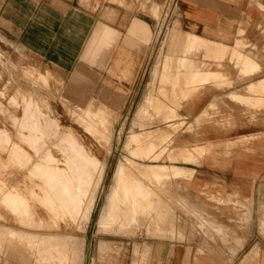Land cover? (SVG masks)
<instances>
[{"label":"crops","instance_id":"0c3cea01","mask_svg":"<svg viewBox=\"0 0 264 264\" xmlns=\"http://www.w3.org/2000/svg\"><path fill=\"white\" fill-rule=\"evenodd\" d=\"M97 1L98 3H96ZM142 1H145L144 8L136 0L134 4L124 0L125 6L110 0H0V51L2 52V59H7L5 53L9 54L11 49H17L26 56L27 62L35 68L31 71L46 76L49 73L52 75L49 80L50 85L54 86V83H59L66 85L70 90H83L84 93L78 95V100L89 98V95L92 94L94 99H99L113 111L122 114L125 110L123 108L132 100L133 92L139 81L144 89H149L152 81V76L150 78L148 75L149 73L152 74L153 71H147L145 63L148 62L149 44L157 35L159 21L153 16H157L158 4L162 7L164 0ZM87 2L96 5L94 9L87 7ZM152 3L158 4L152 6L150 12L149 8ZM261 4H264V1ZM263 10L258 7V2L256 3L254 0H179V11L175 19L177 26L171 28L168 52L173 51L174 47L180 44L184 53L187 35H191L195 38L217 43L221 47L220 53L212 49L204 51L198 47L193 48L191 54L188 55L193 69L199 65L193 57L194 54L201 53L208 58L215 59V61L221 59V64L224 58L230 54L238 59L243 66L248 67L247 70L253 75L242 76L239 69L227 60V65L222 70L230 76L232 85L222 89H217L208 84L204 87H202L203 85L197 87L188 81L187 69L179 65L184 54L176 58L175 66L172 64L173 55L168 52L163 54L161 60L155 63L154 71L159 65L164 68H182V70L162 74L160 84L165 85L173 82L170 87L177 89L178 78L184 77L188 84L186 89L195 86L199 90L192 95L193 98L191 97L180 107L178 110L180 116L177 119L162 124L165 126L166 123L184 120L182 128L188 124L192 125V128L186 129L188 131L179 132L178 130L173 136L171 145L176 146L177 153H174L170 158L183 157L186 159L184 154L188 153L190 154L189 159H196L198 156H204V159L200 164L187 162L181 166L176 165L181 164L180 161H176V164H161L174 166L184 171L183 175H178L172 179L177 177L181 179L183 176L182 179L185 180L192 176L195 186L205 195L207 192L204 186L214 184L222 186L224 192L217 191L212 194L220 193L222 196H226L228 200L236 201L242 205L244 212L242 213V210L237 211L240 212V216L247 218L246 221H249L250 228L246 237L241 235L245 238L243 241H240L243 239L240 235H235V242L240 244L237 247L229 246V257L223 256V253L218 251V244L216 243L218 242L220 246H223L228 242L206 241L205 246L194 248L190 243L192 239L184 232V229H190V227L179 226L177 235L179 234L180 238L176 237V233L173 237L165 236L172 240L167 256L168 261L166 262L163 258V252H152L151 256L146 259L148 260L147 264H170L171 259L173 260L172 264H231L232 257L241 250H244L243 256L239 258L237 264H264V108L248 106L229 97L230 92H235L237 98L242 99L245 103L254 105L255 102H264L263 94L246 93V90L249 92L264 90V65H262V70L257 73V70L261 69L260 64L254 60L255 58L253 59L254 63H248L245 59L247 55L238 46L241 40H245L249 44L253 43L247 38V32L252 37L253 29H260L257 21H259ZM101 25L113 28L118 34L110 40L108 48L103 49L98 56L94 55L91 64L84 59L89 56L93 47L90 36L93 34L95 37L97 32L100 35ZM244 26L246 27L244 28ZM240 27L246 30L247 40L241 39L240 34L243 30ZM249 48L253 49V46L248 45L247 49ZM132 63L134 66H129ZM258 67L260 68L257 69ZM194 71L215 75L216 79L208 80L213 83L229 84L231 82L225 75L218 74L213 70L195 69ZM255 72L256 74H254ZM145 73H148V77L143 82ZM139 74L141 78H138ZM172 95V97L169 95L168 103L158 101V104H169L171 99L173 104L177 105V96ZM154 98L155 96L152 95L147 98V101ZM156 99L160 100L159 98ZM212 101H215L216 107L209 109L210 115L196 124L195 119L204 109L209 108ZM141 115L145 116L144 113ZM171 116L175 117V113ZM215 122H219V129ZM174 128L176 127L172 128V126L166 125L163 130L156 129L152 132L158 131L156 134L157 142H161V137L166 134L169 135ZM204 129H206V136H208L207 140L203 143H195L194 139L201 137V131ZM207 142H214L213 146L210 147ZM233 144L235 145L232 146ZM216 145L221 146V148L214 149ZM226 146L228 147L226 148ZM156 147L157 145L151 146L150 150L147 148L146 152L149 153ZM205 149H210L209 152L211 153L208 155L199 153ZM144 150L142 147V152ZM162 162L168 161L163 159ZM184 180L181 181L191 192L189 184H185ZM0 182H3V186L0 183V193L4 195L1 199L0 194V220L8 224L3 226L0 224V264H58L57 259L41 258L35 249H30L26 243L20 242L17 237L6 235V229L13 232H29L28 230L15 229L13 226H18L20 221L31 226L30 219L27 217V210H22V207L27 206L28 201L31 200V189L27 190V193L23 191L21 193L15 187L17 188L15 191L18 192L16 193L14 188L11 189L1 179ZM4 185L8 187L6 188L9 189L8 192L11 191L10 193L4 191ZM3 188L4 190H2ZM33 191L37 192L36 190ZM11 194L12 196L17 195L12 197ZM40 196L42 197L43 194ZM35 202L36 208L32 220L43 219L45 227L35 226L40 232L29 233L54 234L52 228L46 227L47 224L50 225V216L45 214V206L37 205L38 201ZM6 205H9L10 209ZM14 212L17 215L20 213V215L16 216ZM210 225L211 229H215L211 233H217L220 236L229 233L228 226L222 222L210 223ZM61 227L62 225L58 229ZM99 240L97 249L99 253H102L108 248V245L106 241ZM184 240L186 242H180ZM176 243H183L184 245ZM83 244L80 245L81 248H76L81 256L80 261L76 264L85 263L89 242L86 244L85 255ZM6 250L7 252H4ZM69 250L72 249L69 248ZM138 254H140V249L135 245L133 255L137 256ZM100 256L99 258H102ZM142 261L143 258L140 262L142 263ZM132 262L138 263L137 259H132ZM65 264H71V262H65ZM92 264L105 263H96L93 260Z\"/></svg>","mask_w":264,"mask_h":264},{"label":"rangeland","instance_id":"374dc122","mask_svg":"<svg viewBox=\"0 0 264 264\" xmlns=\"http://www.w3.org/2000/svg\"><path fill=\"white\" fill-rule=\"evenodd\" d=\"M110 1L125 6V4L123 3L124 0H110ZM127 1L131 2L132 4L135 3V0H127ZM136 1L141 4V7L143 8L145 7V1L142 0H136ZM263 1L264 0H254V2L256 3L258 2V7H260L261 9H264V4H261ZM96 3H98V1ZM86 4L88 5L87 7H89L90 9H94V7L96 6V5H91L90 2H87ZM155 4L158 3L151 4L149 8L150 12L152 6H154ZM153 18L157 19L158 21H160L161 19L160 4H158V14L156 17L153 16ZM176 18H177L176 15L172 16L171 19H169L166 22V24L162 27L161 31L157 32L156 37L149 44L148 47L149 51L147 58L148 62H146L145 65H147V71L150 70L151 72L152 70L153 72L152 74L149 73V75L148 73H145L143 75V82L146 81L145 80L146 77L150 76L151 78L152 76V81L151 84L149 85V89L147 88L144 89V86L141 85L139 81L138 86H136L133 92L132 100L129 101L128 104L123 108L125 110H123L122 114L120 112L113 111L107 104L103 103L99 99L96 98L98 101L94 99L95 97L93 98L92 94L89 95V98L86 97L85 99H79V100L77 99L78 100L77 101L76 98L80 93L81 94L84 93L83 90H75V89L70 90L66 87V85L64 86L63 84H59V83L57 84L54 83V86L50 85L49 80L52 78V75L50 73L47 75V79H48L47 81L41 80V81L33 82L30 73H34L31 70H34L35 68L32 67L30 63L27 62L26 60L27 58H25L26 56L22 52H19L17 49L16 50L14 49L15 51L11 49L9 54L5 53L7 59H2V54H1L2 52L0 51V179L1 181H4L9 187H11V189L17 186V188L23 191L24 193L27 192L28 188L31 189L32 187L33 188L31 190H36L38 193H41L43 195L45 193H42L43 192L42 189L43 190L45 189L46 191L50 190L49 192H47L50 199L51 197H53L54 200H57L56 204L60 205L61 203L60 198H56V196H58L56 195L57 191L54 192L51 189L53 186L54 179L49 178L51 177V175L49 173H46L44 170H46L47 168L49 170L50 167H57V165L58 167L59 166L63 167V163H65V161L67 162V158L68 161L73 160L74 156L71 155L72 152L69 154L66 147H64L63 145H61V147L63 149L65 148L66 150H62L63 151L62 152L57 147V146L60 147V144L58 142H57L58 144L55 143L56 140L54 141V139L56 138L52 136L53 134L51 132H48L47 128H45L47 131L44 129L46 124L48 123L50 124L49 121L50 119H48L49 117L57 118L58 122L62 125V128L64 129L67 127L72 128L73 131H75L79 144H81L82 148H85L89 153L94 154L96 158L101 162V166H102L101 177L99 178V180L95 185V192H94L95 195L93 194V197L95 198L89 196V198L87 197L86 199L87 205H89L88 218L87 220L82 222L83 224L81 223L80 226L82 228L76 227L74 224L71 223L69 218L66 217L65 221L61 223L62 225L61 229L54 230V233H58L59 235L72 234L80 238L83 237L82 239H84L83 240L84 255L86 251V244L87 242H89L88 253L87 256L85 255L84 264H92L93 260L96 263H105V264H132V263L147 264L148 260L146 259L151 256L152 252L153 253L163 252V258L166 260V262L168 261L167 256L171 244L170 241H172L170 240L171 238L168 239L169 237H162L160 235H157L152 231V229H148L147 223L142 227H140L139 229H134V233L132 228L129 229L128 231H126L123 228H118L117 223H113V225L109 227L110 229H101V230L98 229L99 220H100L99 217L101 216L102 209L105 203L106 196L109 192L110 185L113 183V174H114L113 172L119 161L121 162L124 161V163L129 164L127 162H129L128 160H130L138 163L140 166L143 165L149 166L152 164V165L163 166L169 169L174 166H168L166 164H161V163L176 164V161H180L181 164H176V165L181 166L187 162L200 164L202 159H204V156L201 157L196 156L197 157L196 159H189L190 154L188 153L184 154L186 159H184L183 157H176L172 159L170 158L174 153H177L176 146L174 147L173 145H171L173 142V136L176 134L178 130L179 132H181L182 130L188 131L186 129L192 128L191 124H188L185 128H182L184 125V120L177 121L176 123H169V124L166 123V125H170V127L172 126V128L173 127L176 128L173 129V132L170 131L169 135L166 134L162 136L161 142H157L156 134L158 131L152 132V130H156V129L163 130L164 127L166 126V125L165 126L162 125L163 122L177 119L180 116L178 110L185 102L189 101L191 98L190 97L189 99H185L187 97H184L185 96L184 94H186L187 96V94L189 93V91L186 89L188 85L187 79H185L184 77L178 78L177 89H172L170 86H172L173 82L169 84L167 83L165 85L160 84L161 75L168 74L169 72H176L178 70H182V68H185L187 70L189 69L190 71L187 73V78L188 81L191 82L193 85L197 87L203 85L202 87H204L205 85L208 84L213 87H216L217 89H222L224 87L232 85V80L230 79V76L222 70L227 65L226 63L227 60L232 63L231 65H234L237 69H239L240 74L242 76L253 75L251 74L250 71L247 70L248 67L243 66L238 61V59L232 57L230 54L229 56L224 58L222 64L220 63L221 59L215 61V59L208 58L201 53L194 54L193 57L195 58V61L199 65L193 69L191 66L190 59L188 58V55L191 54V50L193 48L198 47L204 51L212 49L213 51L216 50L218 51V53H220L221 47L219 44L208 42L201 38L189 39L188 37L187 38L188 40L186 39L185 42L184 53H183V48L180 44L176 45L173 51L168 52V42L170 40V35L172 31L171 28L177 26V22L175 20ZM257 22H258L257 24H259L260 29H253V31L251 32L252 37L247 32V38H249L253 43L249 44L247 41L241 40L238 46L239 49L247 55L245 56V59L248 63H254L255 60L260 64L261 69H259L260 67L257 68L259 70L256 69L257 73H259L262 70V65H264V10L262 11V15L259 17V21ZM245 27L246 26H244V28ZM240 28H242L243 30L242 33L240 34V36H242L241 39L243 38L246 39L245 36L246 30L243 27ZM98 33L99 32H97L95 37L93 36V34L90 36V39L93 43V47L89 52V56L85 57L84 59L91 64L93 63L94 55L98 56L103 49L108 48L111 42L110 40L112 38H115L118 34L116 30H114L113 28L107 25H101L100 39H99L100 35H98ZM253 37H255V39H253ZM248 45L253 46V49L252 48L247 49ZM167 52L173 55L174 57L172 61L173 65L176 63V58L184 54V57L180 60V64H179L180 67L182 68H176V67L164 68L163 66L159 65L157 69L154 71L153 67L155 63L159 62L161 60V56L163 54H166ZM1 65L3 66L1 67ZM129 66L132 67L134 66V64L132 63ZM195 69L202 71L213 70L218 74L225 75L226 78H228L231 82L229 84L213 83L212 81H208V80H211L210 78L216 79L215 75L199 73L197 71H194ZM254 74H256V72ZM140 76L141 75L139 74L138 78H141ZM156 83L158 84L156 85ZM158 85L159 88L157 89ZM197 87H194L196 93L199 92ZM64 91L65 93L67 92L70 95L71 94L73 95V96L71 95L72 100H70V103L68 105H66V102H64L63 99L60 98L62 92ZM246 93L249 94L259 93L264 95V90H261V92H249V90L248 91L246 90ZM172 94L177 96L178 99L177 105L172 104L171 99L169 104H165V105H162L161 103L158 104V101L160 102L165 101L166 103H168L169 100L167 99L169 98V95L172 97L173 96ZM152 95L155 96V98L153 100L147 101V98H149ZM229 97L235 101H238L248 106L264 108V102H259V103L255 102L254 105L245 103L244 101H242V99L237 98L235 92H230ZM156 98H159L160 100H157ZM26 99L28 100L39 99L38 103L41 108V111L46 113V118L44 120L41 117L38 118L39 120L37 122L41 124L39 126L38 123L36 124L38 128L34 123L36 122L35 120H37V118L34 116H31L29 118L30 119L29 123L31 122L30 123L31 125L34 123L33 124L34 126L32 125L33 128H37L36 131L35 129L32 130L31 128V130L34 131L33 133L31 132L30 129L27 130L29 126L27 120H26L27 121L26 124L28 126L27 128H24L26 126L24 127L19 126V121L17 124V120L14 118V117L21 118L23 116V109L27 102ZM73 99H75L74 100L75 102L73 101ZM84 100L85 101L88 100L92 102L91 103L92 109L95 112H97L99 116H106L108 118L109 127H110L109 134L108 131L99 129L100 134L103 131L104 132L102 133L103 135L101 134L102 137H97L98 135L95 132H93V130L92 131L88 130V128L85 126L80 116L74 115L75 112L74 106L76 105L84 106L85 105L84 103H86ZM45 101L48 102V105L43 104V102ZM144 101H146V109L143 112L145 116H142L141 114L140 115L136 114V110ZM215 107H216V103L215 101H212L209 104V108L204 109L203 112L195 119V123L199 124L202 119L208 117V115H210L209 109H214ZM174 113H175V117L171 116ZM43 115H44L43 117H45L44 113ZM158 115L159 117L157 118ZM32 117L34 118L32 119ZM44 121H46V123H44ZM215 124L218 125L217 127L219 129V122H215ZM21 127L24 130H22ZM40 127L42 128V130H40ZM25 129L27 131H25ZM38 130L41 133L43 132L44 137L41 136L42 134L41 135L39 134ZM44 132H46V134ZM134 134L138 135L139 140L136 143H133L132 146L130 145L128 147L127 141L129 139V136ZM206 134H207L206 129H204L203 131H201V137L194 139V142L195 143L205 142L208 138ZM26 136H29V138L32 140L31 141L28 140V137ZM23 137L25 139H23ZM38 138H42V141L41 139ZM49 138L56 145H53L54 143L50 142ZM34 139L36 140L35 143H34ZM43 141H44V145H46L47 148L49 147L48 149L44 145H43L44 147L42 148L41 144ZM36 142H38L39 144H37ZM213 143L214 142L212 143L207 142V144H209L210 147L213 146L212 145ZM40 145H41V150H39L40 147H38ZM156 145L157 147L153 151L149 153L146 152L148 149L150 150L151 146H156ZM234 145L235 144H233L232 146ZM228 146H226V148ZM17 147L19 149H17ZM36 147L39 152L35 151ZM142 147H144L145 149L144 152H142ZM217 148L220 149L221 146L216 145L214 147V149ZM43 149L45 150L47 149L46 151L51 149L50 153L52 152L54 154L53 156L52 153L51 154L49 153V156L50 155L51 156L46 157L47 160L48 158L51 159L52 157L53 159V157H56V159H58V161L60 162L51 160V162L49 163L47 160H45L46 158L43 157L47 156L46 153H48L49 151L46 152L44 150L46 152L45 153L44 151H42ZM209 151L211 150L205 149V151L203 152L199 151V153L200 154L205 153L206 155H208L211 153ZM40 152L41 154H44L43 157L42 155H40ZM67 152L69 155L66 154ZM63 153L65 155H63ZM36 154H38L39 155L38 157H41V159L38 157L36 158L37 156ZM139 154L140 156H138ZM70 156L71 157L73 156V158H71ZM20 159L22 161H20ZM163 159L167 160L168 162H162ZM35 164L36 167L38 166L37 168H40L39 170L42 175H40L39 171L37 172L38 169L35 170L36 168V167L34 168ZM37 164H41L43 167ZM30 166L33 168H31ZM29 167L31 168L32 173L30 172ZM42 168L45 169H43L42 171ZM34 171H36L35 172L36 174L34 173ZM45 173L46 175H43ZM183 174L184 171L179 169V173H176L175 175L169 174L168 176H161V177L158 176V178L156 179L150 176L149 174H147L146 176L145 174H142L140 179L142 184L150 188L157 197L161 198V200H165L170 203V205L173 207V210H175V212L179 216L177 221L178 223H180L181 221L180 223L181 227L184 226L190 227V229H184V232L188 237L192 239L190 243L194 248L199 246H205L207 244L206 241H217V240L225 241L228 242V244L223 246H220L219 243L216 242L218 244L217 245L218 251L223 253V256L230 257L229 246L237 247L240 244L235 242L234 240L235 235L236 234L240 235V237L243 238L240 241H243L245 239L243 236L245 237L247 236L248 229L250 228L249 221H246L247 218L242 215L240 216V212L237 211V210H242L243 213L244 207L238 204L236 201L228 200L226 196H222L220 193L217 195L212 194V193H216L217 191L224 192V188L218 184L204 186L205 191L207 192L205 195L202 193L200 189H198L195 186L194 179L192 176L186 178L185 180L182 179L183 176L181 177V179H178V177L176 179H172L173 177ZM36 175L39 176L38 180L36 179L38 177ZM40 176L42 178L45 177V180H43L44 178L42 179ZM6 177L7 180L5 181ZM46 177H48L49 179L47 180ZM40 180L43 181L40 182ZM50 180H51L50 184L52 186L50 184L47 185ZM181 180H184L185 184H189L191 188V192L186 188V186ZM33 184H36V187ZM64 184L62 183L61 185L64 186ZM39 186L42 187L39 188ZM52 193L54 194V196ZM33 201L29 200L28 206L31 209V212H33L34 214L36 208V202L34 201L33 203ZM148 201H151L150 198ZM6 206H8L7 207L8 209H10L9 205ZM14 214L18 216L15 212ZM144 218L145 217H143V219ZM218 222H222L228 226L229 233L226 234L225 236H220L217 233H211V231H215V229L214 228L211 229L210 223L216 224ZM9 223L13 224L11 222ZM19 223L20 224H18V226H13V228L19 230H28L29 232H40L38 229H36L34 225L29 226L23 223V221H20ZM0 224H2V226L8 225L6 224V222H2L1 220H0ZM171 230L173 233H178V229H171ZM99 239L106 241L108 245V248H106L102 253H99L97 249V242ZM174 240H180V239H174ZM185 240H189V239H185ZM185 240L180 242H186ZM209 243L210 242H208V244ZM152 244H154V246H152ZM176 244L184 245L183 243H176ZM135 245H137L140 249V254H138L137 256L133 255V249ZM213 245L215 244L213 243ZM152 247L154 249L153 251H152ZM4 252H7V250ZM243 252L244 250H241L239 253L237 251L236 254L231 259V264H237L239 258L243 256ZM100 255L102 256V258H99ZM141 258H143L142 263L140 262ZM132 259L134 260L137 259L138 263L132 262ZM172 262L173 260L171 259L170 264H172Z\"/></svg>","mask_w":264,"mask_h":264},{"label":"bare ground","instance_id":"6f19581e","mask_svg":"<svg viewBox=\"0 0 264 264\" xmlns=\"http://www.w3.org/2000/svg\"><path fill=\"white\" fill-rule=\"evenodd\" d=\"M188 37H189V39L195 38L194 36H191V35H187V38ZM187 71L190 72L189 69ZM30 76L33 79V82L34 81L35 82L41 81V80H45V81L48 80L47 76L44 74H41V73H30ZM210 79H212V78H210ZM194 87H192L193 89L192 88L191 89L188 88L189 90L187 89L189 91V93L187 94V96H186V94H184L185 95L184 97H187L185 99H189L190 97H192L193 94L196 93ZM27 93H26V95H27ZM71 95L67 92L65 93V91H64V92H62L60 98H62L63 101L66 102V105H68L70 103V100H72L71 98L73 95L72 96ZM180 96H182V95H180ZM27 98H29V97H27ZM77 99L78 98H76V100ZM26 100H27V102H26V105L23 109V116L21 118L20 117H14V118L17 120V124L19 121V126H23V127L26 126L24 128H27V126L29 125L27 130H29V129L31 130V128H32V130L35 129V131H36L38 126L41 125L40 123L37 122L39 120L38 118L41 117L44 120L46 118V113L41 111V108H40L39 103H38L39 99H36V100L26 99ZM74 100L75 99H73V101ZM88 100H91V99H88ZM88 100L87 101L84 100L86 102V103L83 102L85 104L84 106H77V105L74 106V109H75L74 115L80 116L83 123L88 128V130H91V131L93 130V132H95L98 135L97 137H102V135H103L102 133L104 131L101 133L102 134L101 135L100 130L108 131V134H109L110 133V127H109L108 118L106 116H99L97 114V112H95L92 109V104H91L92 102L88 101ZM171 103L173 104L172 101H171ZM43 104L48 105V102L45 101V102H43ZM47 109H49V108H47ZM145 109H146V101H144L143 104H141L138 107V109L136 110V114H138V115L142 114L145 111ZM43 113L45 114V117H43L44 116ZM31 116H34L37 118V120H35L36 122H34L35 125L38 123V126L36 125L37 128H33L34 123L32 124L33 126L30 124L31 122L29 123V121H30L29 118ZM34 117H32V119ZM48 119H50L49 120L50 124L49 123L46 124L47 127L44 124V126H45L44 129L47 128L48 132H51L53 134L52 136L56 138V139L53 138L54 141L56 140L55 141L56 144L59 143L60 147H61V145L66 147L69 154L72 152L71 155L74 156V159L68 161V158H67V162L65 161V163H63V167H60V166L58 167V165H57V167H50L49 166L50 167L49 170L47 167H45L47 169L44 170L46 173H49L51 175V177H49V178L54 179L53 180V186L50 184L51 182H49V183L47 182L48 184L47 183L46 184L47 185L50 184L52 186L51 189L54 192L57 191L58 194L56 193V195H58V196H56V198H60V202H61L60 205L56 204L57 200H54L53 197H51V199H50V197L47 193L50 190L46 191L44 189L45 190V192H44V190L42 189L43 192L42 191L41 192L45 193L42 197L40 196L41 194L39 195L37 192H34L33 190H31L30 199L32 201L33 200L38 201L37 205L42 204L43 207L45 206L44 208L46 210L45 209H43V210L46 211V213H45L46 215L50 216V225L47 224L46 225L47 228L49 227V228H52V230H58V228H60V226H61V223L63 221H65L66 217H68L69 220L71 221V223L74 224L76 227L82 228L80 226L81 223L83 221L87 220V218H88V210H89L88 206L89 205H87L86 199H87V197L89 198V196L93 197V194L95 192V185H96L97 181L99 180V178L101 177V172H102L101 171V168H102L101 162L96 158V156L94 154H91L85 148H82L81 144H79V141L77 139L75 131H73L72 128H69V127L65 128V129L62 128V125L58 122L57 118L49 117ZM26 120L29 123L28 125L26 124V122H27ZM40 120H42V119H40ZM44 123H46V121H44ZM30 125H31V127H30ZM22 130H24V129L22 128ZM27 130L25 129V131H27ZM32 130H31V132L33 133L34 131H32ZM40 130H42L41 127H40ZM38 132L40 135L42 134L41 136L44 137L43 132L41 133L39 130H38ZM44 133L46 134V132H44ZM31 135H30V138H31ZM26 137H28V140H30V141L32 140L29 138V136H26ZM42 138H38V139H41V141H42ZM23 139H25V138L23 137ZM138 140H139V138H138L137 134L130 135L129 139L127 141V146L128 147L130 145L132 146V144L136 143ZM35 141L36 140L34 139V143H35ZM44 141L41 144L42 148L44 146L46 147V145H44ZM38 142H36V143L39 144L40 142L39 143ZM50 142L54 143L53 141H51V139H50ZM55 143L53 145H56ZM30 144H31V142H30ZM41 145L38 146V147H40L39 150H41ZM13 147H14V145H13ZM57 147L61 151L66 150L65 148L63 149L61 147L62 148L61 149L59 146H57ZM17 149H19V148L17 147ZM44 150L45 149H43L42 151H44ZM50 150L51 149L48 150L49 152L46 151L48 153H46L44 151L47 154V156H44V154H41V152H40V155H42V157L44 156L43 158L50 157L51 156V155L49 156ZM35 151H38L37 147L35 148ZM44 152H42V153H44ZM64 152H66V151H64ZM68 152L66 154H68ZM36 155H37L36 156V158H37L39 155L38 154H36ZM63 155H65V154L63 153ZM53 156H54V154H53ZM73 156L72 157L70 156V157L73 158ZM138 156H140V154ZM38 158L41 159V157H38ZM49 159L50 158H48V160H47V158H46L45 160H47L49 163L51 162V160H54L56 162H60V161H58V159H56V157H53V159L51 157V159L50 160ZM18 160H19V157H18ZM20 161H22V160L20 159ZM128 161L129 162H127V163H129V164L124 163V161L123 162L119 161L115 167V170L113 172L114 173L113 174V183L110 185L109 192L106 196L101 216L99 217L100 220H99V228L98 229L99 230L110 229L109 227H111V225H113V223H117L118 228H123L126 231H128L129 229L132 228L133 233H134V229H139L140 227H142L143 225H145L147 223L148 229H152V231L154 233H156L157 235L164 236V237L166 235H168V236L173 237V235L175 233H173L171 229H180L179 226H180L181 221H180V223H178V221H177L179 216L177 215L175 210H173V207L170 205L169 202H167L165 200H161V198L157 197L150 188H148L147 186L142 184L140 178H141L142 174H145V176L147 174H149L150 176H152L156 179L158 178V176H160V177L161 176H168L169 174L175 175L176 173H179V168L171 167V168L167 169L166 167L158 166V165H152V164L149 166H146V165L140 166L138 163H136L134 161H130V160H128ZM30 163H32V162H30ZM37 165L40 166L41 164H37ZM35 167H36V164H35L34 168ZM37 167L35 168V170L38 169L37 172L38 171L40 172V170H39L40 168H37ZM41 167H43V166L41 165ZM31 168H33V167H31ZM31 168H30V172H31ZM45 168H42V171ZM32 171H33V169H32ZM47 171H50V172H47ZM35 172L36 171H34V173ZM46 173L43 175H46ZM40 175H42L41 172H40ZM36 176H38V175H36ZM47 176H48V174H47ZM31 177H32V175H31ZM33 177H34V175H33ZM1 178H3V177H1ZM43 178L42 179L45 180V177H43ZM49 178L46 177L47 180ZM36 179L38 180L39 176ZM6 180H7V177H6L5 181ZM43 180H40V182ZM0 183H2L1 185L3 186V182H0ZM62 183L63 184L66 183V184H64V186H63V185H61ZM11 185H12V183H11ZM33 185L36 187V184H33ZM6 187L7 186L4 185L5 190H4V188L2 190L6 191L7 193H10L11 191L8 192L9 189L7 190L8 187L7 188ZM15 187H17V186H15ZM15 187H14V191H15V189H17ZM41 187L42 186H39V188H41ZM28 190H30V189H28ZM19 191H21V190H19ZM6 192H5V194H7ZM15 192L18 193L17 191H15ZM21 193H23V192L21 191ZM29 193H30V191H29ZM61 193H63V194H61ZM14 195H17V194H14ZM14 195L12 196V194H11L12 197H14ZM3 196L4 195L1 194V199ZM50 196H52V195H50ZM53 196H54V194H53ZM93 198H95V197H93ZM149 198L151 201H148ZM7 199L8 198L6 196V200ZM21 199H22V197H21ZM33 203H34V201H33ZM11 208H12V206H11ZM24 209L27 210L26 213H27V217L30 219L29 223L31 226L34 225L36 227H45V221L43 219H38L37 221L32 220L34 214H33V212H31V209L29 208L28 205L23 206L22 210H24ZM152 211H154V212H152ZM19 215H20V213H19ZM143 217H145V218L143 219ZM6 231H7L6 235L15 236L20 240V242L26 243L30 249H35L37 251L38 256L41 258L50 259V257H51V259L52 258L57 259L60 262V263L58 262V264H65V262H71V264H76L81 259V256L78 254V250L76 248H78V247H80V245H82L83 240H84V239H82L83 237L80 238V237H77L76 235H72V234L59 235L58 233H54V234H49V235L48 234L47 235H41L38 233H31V234L29 232L24 233L22 231L13 232L12 230H7V229H6ZM183 236H184V234H183ZM176 237L180 238L179 234L177 235V233H176ZM174 238H175V236H174ZM69 248H71L72 250H69ZM99 250H100V248H99ZM44 263H45V261H44Z\"/></svg>","mask_w":264,"mask_h":264},{"label":"built area","instance_id":"2783aa9c","mask_svg":"<svg viewBox=\"0 0 264 264\" xmlns=\"http://www.w3.org/2000/svg\"><path fill=\"white\" fill-rule=\"evenodd\" d=\"M179 11L178 0H164L161 7V19L157 25V32L161 31L166 22Z\"/></svg>","mask_w":264,"mask_h":264}]
</instances>
